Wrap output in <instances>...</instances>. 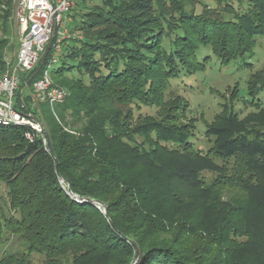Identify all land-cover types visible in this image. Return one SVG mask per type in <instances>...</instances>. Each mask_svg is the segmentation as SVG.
<instances>
[{
	"label": "trees",
	"instance_id": "1",
	"mask_svg": "<svg viewBox=\"0 0 264 264\" xmlns=\"http://www.w3.org/2000/svg\"><path fill=\"white\" fill-rule=\"evenodd\" d=\"M205 1L76 3L77 37L51 69L67 98L33 107L23 93L52 44L16 98L42 135L31 142L26 128L0 126V264H133L137 251L136 264H264V70L248 81L249 114L223 105L206 125L208 153L177 123L182 97L171 95L173 82L206 69L201 50L223 66L245 63L264 40V0ZM13 19V0H0V72L16 50ZM204 172L216 181L206 185ZM228 183L243 196L226 197Z\"/></svg>",
	"mask_w": 264,
	"mask_h": 264
},
{
	"label": "rangeland",
	"instance_id": "2",
	"mask_svg": "<svg viewBox=\"0 0 264 264\" xmlns=\"http://www.w3.org/2000/svg\"><path fill=\"white\" fill-rule=\"evenodd\" d=\"M18 1L13 0L14 8H16ZM94 1L97 2V0ZM209 2L207 0L206 3ZM195 8L198 12L202 11L200 5H196ZM73 13L70 12L67 15L64 23L69 33L70 14ZM12 27L13 35L11 40L16 45V50L8 51V59L13 64L21 44V33L20 26L15 19L12 21ZM70 35L72 36L70 40L77 37L76 34L70 33ZM207 56H210V58L206 62L204 58ZM200 59L207 63L206 69L188 77H183L179 82H173L172 91H174V94L172 93L171 95H180L182 97L180 106L177 107V111L173 112L178 118L176 119L177 123L193 126L191 142L196 150L208 153L211 150L212 141L206 135V125L212 123L216 116L222 112L223 105H227L228 108H235L242 117L252 111L245 103L246 99H250L247 93V84L254 73L264 70V40L258 38L254 53L247 56L245 63L238 60L228 66H223L210 50H201ZM31 91L32 87H27L23 93L27 94ZM256 100L264 103V93H260ZM141 113H154V110L143 107ZM216 162L223 164L220 159H217ZM202 178L205 184L209 186L216 181L217 175L204 172ZM221 187V191L226 197L241 198L243 196L238 187L229 183L222 184ZM3 192L4 186L0 185V193L2 194ZM10 247L14 250H21L24 246L19 241L13 240V244ZM35 259L39 260L40 257H35Z\"/></svg>",
	"mask_w": 264,
	"mask_h": 264
},
{
	"label": "built area",
	"instance_id": "3",
	"mask_svg": "<svg viewBox=\"0 0 264 264\" xmlns=\"http://www.w3.org/2000/svg\"><path fill=\"white\" fill-rule=\"evenodd\" d=\"M79 1L19 0L15 8V17L20 26L21 44L15 63L12 64L7 58V69L0 72V126L26 128L25 137L31 142L35 134L42 135L43 128L32 113H23L16 108L17 92L20 89L22 76L30 73L46 58L47 47L54 44L50 64L33 82L30 101L33 107L42 103L55 106L64 102L68 92L54 84L51 69L57 62L65 41L72 38L64 23L67 15ZM43 142L46 145V139H43Z\"/></svg>",
	"mask_w": 264,
	"mask_h": 264
},
{
	"label": "water",
	"instance_id": "4",
	"mask_svg": "<svg viewBox=\"0 0 264 264\" xmlns=\"http://www.w3.org/2000/svg\"><path fill=\"white\" fill-rule=\"evenodd\" d=\"M44 59H45V58H44ZM44 59L42 60V62H44ZM34 119H35V118H34ZM35 120H36V119H35ZM68 194H69L72 198L76 199L77 201H80V202H88V203H91V204H97V205L99 206V208H103L104 212H105L106 215L108 216V211H107V208H106L105 204H103V203H101V202H98V201H92V200H89V199H86V198L78 197V196L74 195V194L70 191V189H69ZM139 255H140V254H139V252L137 251V252H136V257H135V259H134L133 264H136V263H137V261H138V259H139Z\"/></svg>",
	"mask_w": 264,
	"mask_h": 264
},
{
	"label": "crops",
	"instance_id": "5",
	"mask_svg": "<svg viewBox=\"0 0 264 264\" xmlns=\"http://www.w3.org/2000/svg\"><path fill=\"white\" fill-rule=\"evenodd\" d=\"M30 93V92H29Z\"/></svg>",
	"mask_w": 264,
	"mask_h": 264
}]
</instances>
